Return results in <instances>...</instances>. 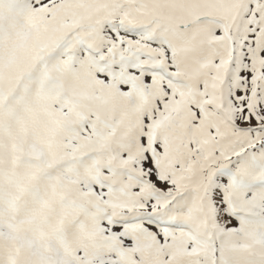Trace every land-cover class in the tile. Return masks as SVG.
<instances>
[{
    "label": "snow or ice",
    "instance_id": "6c2138e0",
    "mask_svg": "<svg viewBox=\"0 0 264 264\" xmlns=\"http://www.w3.org/2000/svg\"><path fill=\"white\" fill-rule=\"evenodd\" d=\"M0 264H264V0H0Z\"/></svg>",
    "mask_w": 264,
    "mask_h": 264
}]
</instances>
